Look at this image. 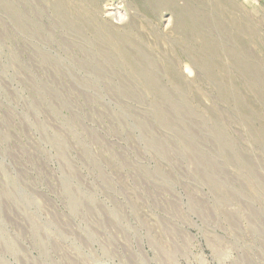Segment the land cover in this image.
I'll use <instances>...</instances> for the list:
<instances>
[{
  "label": "rangeland",
  "instance_id": "rangeland-1",
  "mask_svg": "<svg viewBox=\"0 0 264 264\" xmlns=\"http://www.w3.org/2000/svg\"><path fill=\"white\" fill-rule=\"evenodd\" d=\"M0 264H264V0H0Z\"/></svg>",
  "mask_w": 264,
  "mask_h": 264
},
{
  "label": "bare ground",
  "instance_id": "bare-ground-1",
  "mask_svg": "<svg viewBox=\"0 0 264 264\" xmlns=\"http://www.w3.org/2000/svg\"><path fill=\"white\" fill-rule=\"evenodd\" d=\"M38 1V0H37ZM2 11V10H1ZM186 11H188V10H186ZM124 11H122V13H123ZM190 12V11H189ZM61 14V13H60ZM122 15V14H121ZM206 16V15H205ZM11 17V16H10ZM19 18V17H18ZM52 18V17H51ZM20 19V18H19ZM200 19V18H199ZM206 19H207V17H206ZM56 22V21H55ZM69 22V21H68ZM74 22V21H73ZM18 24H19V22H18ZM203 24V23H202ZM204 26H205V24H204ZM221 27V26H220ZM23 30V29H22ZM37 30V29H36ZM77 30V29H76ZM31 33V32H30ZM40 33V32H39ZM32 34V33H31ZM44 35V34H43ZM74 37V36H73ZM229 46V45H228ZM82 48V47H81ZM140 49V48H139ZM235 50V49H234ZM225 51V50H224ZM100 55V54H99ZM230 55V54H229ZM104 57V56H103ZM47 58V57H46ZM150 58V57H149ZM148 58V59H149ZM96 61V60H95ZM94 61V62H95ZM98 61V60H97ZM137 61V60H136ZM152 62V61H151ZM151 62H150V64H151ZM255 65V64H254ZM102 66V65H101ZM235 66V65H234ZM91 68V67H90ZM250 68V67H249ZM149 69H151V68H149ZM143 70H145V69H143ZM153 70V69H152ZM238 70V69H237ZM252 70V69H251ZM92 71H93V69H92ZM95 72V71H94ZM150 72V71H149ZM148 72V73H149ZM254 72V71H253ZM147 73V72H146ZM97 74H99V72L97 73ZM152 74V73H151ZM255 76V75H254ZM82 78H84V77H82ZM254 78V77H253ZM159 81V80H158ZM127 89V88H126ZM94 90V89H93ZM158 93V92H157ZM126 94V93H125ZM128 94V93H127ZM133 94V93H132ZM171 96V95H170ZM160 97V96H159ZM162 97V96H161ZM172 104H173V102H172ZM174 105H176L175 103H174ZM173 105V106H174ZM179 105V104H178ZM176 109H177V107H176ZM179 109V108H178ZM175 111V110H174ZM177 111V110H176ZM175 111V112H176ZM179 112H181L180 110H179ZM161 113V112H160ZM166 116V115H165ZM164 117V116H163ZM179 119V118H178ZM181 121V120H180ZM184 122V121H183ZM185 122H186V120H185ZM177 123V122H176ZM186 124V123H185ZM181 127V126H180ZM182 129V128H181ZM184 129V128H183ZM187 129V128H186ZM179 131V130H178ZM182 132V131H181ZM224 137V136H223ZM229 142V141H228ZM151 143V142H150ZM232 145V144H231ZM163 148V147H162ZM201 163H203V162H201ZM76 195V194H75ZM79 208H80V206H79Z\"/></svg>",
  "mask_w": 264,
  "mask_h": 264
}]
</instances>
